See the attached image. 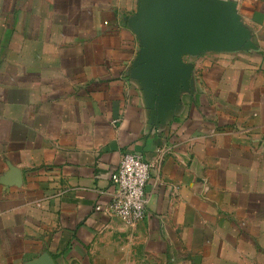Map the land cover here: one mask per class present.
I'll use <instances>...</instances> for the list:
<instances>
[{
  "label": "crops",
  "instance_id": "0c3cea01",
  "mask_svg": "<svg viewBox=\"0 0 264 264\" xmlns=\"http://www.w3.org/2000/svg\"><path fill=\"white\" fill-rule=\"evenodd\" d=\"M219 1L232 36L166 68L141 0H0V264H264V0Z\"/></svg>",
  "mask_w": 264,
  "mask_h": 264
},
{
  "label": "water",
  "instance_id": "95a60500",
  "mask_svg": "<svg viewBox=\"0 0 264 264\" xmlns=\"http://www.w3.org/2000/svg\"><path fill=\"white\" fill-rule=\"evenodd\" d=\"M159 66H181L194 44L232 36L230 13L219 0H141L137 17Z\"/></svg>",
  "mask_w": 264,
  "mask_h": 264
},
{
  "label": "built area",
  "instance_id": "2783aa9c",
  "mask_svg": "<svg viewBox=\"0 0 264 264\" xmlns=\"http://www.w3.org/2000/svg\"><path fill=\"white\" fill-rule=\"evenodd\" d=\"M151 167L140 154L125 152L117 169L111 175L114 191L105 210L131 225L141 221L146 213L148 200L145 187ZM97 209H102V206H97Z\"/></svg>",
  "mask_w": 264,
  "mask_h": 264
}]
</instances>
